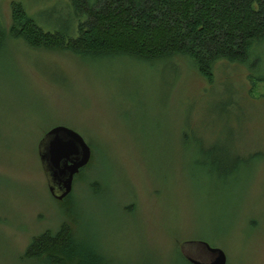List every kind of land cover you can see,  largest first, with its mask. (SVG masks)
Wrapping results in <instances>:
<instances>
[{"label":"rangeland","instance_id":"obj_1","mask_svg":"<svg viewBox=\"0 0 264 264\" xmlns=\"http://www.w3.org/2000/svg\"><path fill=\"white\" fill-rule=\"evenodd\" d=\"M10 1L0 0L6 22ZM21 1L29 11L46 6L44 16L64 15L63 2L51 9L50 0ZM246 75L218 73L211 89L200 92L204 81L182 56H96L2 42L0 264H42L23 256L30 238L68 216H76L81 233L107 246L119 264H157L168 253L178 260L173 249L185 239L223 249L226 264H264V157L221 175L208 168L195 139L187 147L180 140L190 115L203 146L228 148L231 156L264 148V99L222 112L228 83L248 84ZM253 92L264 95V82ZM210 105L208 118L221 125L215 138L205 124ZM54 125L77 131L93 154L64 206L49 191L37 151ZM94 181L100 188L92 194L86 183ZM130 203L134 209L124 212Z\"/></svg>","mask_w":264,"mask_h":264},{"label":"trees","instance_id":"obj_2","mask_svg":"<svg viewBox=\"0 0 264 264\" xmlns=\"http://www.w3.org/2000/svg\"><path fill=\"white\" fill-rule=\"evenodd\" d=\"M61 2L65 8L63 16L59 10L55 16H44L42 10L46 6L29 11L25 2L11 0L7 22L0 11V44L8 39H19L38 50L96 56L110 53L147 58L182 56L193 64L198 80L204 81L200 92L211 89L218 80V73L246 71L249 85L242 81L237 85L228 83L227 97L221 105L223 113H229L238 103L255 106L264 99V95L253 94L256 82H264V73L258 72L264 57V0H50L49 7L54 9ZM211 114L210 105L205 124L211 126L209 138H215L221 133V125L208 118ZM185 118L187 121L180 134L182 147L189 146L195 139L193 143L206 157L208 168L221 175H230L239 166L264 157V148H252L254 153L239 152L231 156L227 155L228 148L215 147L213 143L203 146L198 140L202 131L191 124L190 115ZM248 119L242 123L244 130L246 124L248 128ZM221 151L226 153L220 154ZM92 156L91 152L88 163L74 175L73 182L85 179L86 171L93 164ZM86 185L92 194L99 191L97 181ZM73 195L71 191L63 199L55 200L64 206L71 202ZM134 207L135 204L130 203L124 207V212L129 213ZM77 221L76 216H68L54 230L48 228L33 235L23 256L42 264H119L108 253L107 246L81 233ZM186 240L198 239L177 241L173 253L183 264H193L180 247ZM169 255L163 254L157 264L178 261Z\"/></svg>","mask_w":264,"mask_h":264},{"label":"water","instance_id":"obj_3","mask_svg":"<svg viewBox=\"0 0 264 264\" xmlns=\"http://www.w3.org/2000/svg\"><path fill=\"white\" fill-rule=\"evenodd\" d=\"M37 151L51 195L57 200L63 199L72 190L74 175L90 159L89 144L72 128L54 125L40 139ZM180 247L193 264L227 263L224 250L206 241L186 240Z\"/></svg>","mask_w":264,"mask_h":264}]
</instances>
